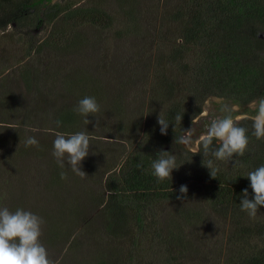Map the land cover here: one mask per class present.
<instances>
[{
	"label": "trees",
	"instance_id": "1",
	"mask_svg": "<svg viewBox=\"0 0 264 264\" xmlns=\"http://www.w3.org/2000/svg\"><path fill=\"white\" fill-rule=\"evenodd\" d=\"M141 1L0 0V32L30 36L14 62L0 52V207L43 219L53 264H264V207L250 217L239 204L244 189L253 196L247 173L264 165L253 120L236 122L249 144L228 163L211 156L216 140L209 155L200 141L195 152L177 142L209 98L264 97V0H165L161 14L155 0L157 25ZM108 2L123 18L114 37L133 53L104 54L94 34L115 24ZM86 96L99 105L87 117L74 110ZM81 131L90 137L83 177L52 155L58 133ZM32 136L38 144L25 146ZM161 151L179 167L158 181Z\"/></svg>",
	"mask_w": 264,
	"mask_h": 264
},
{
	"label": "clouds",
	"instance_id": "2",
	"mask_svg": "<svg viewBox=\"0 0 264 264\" xmlns=\"http://www.w3.org/2000/svg\"><path fill=\"white\" fill-rule=\"evenodd\" d=\"M74 110L87 117L97 113L99 105L94 97L86 96L78 101ZM255 111L256 115L251 117L253 135L259 140L264 138V100L258 103ZM177 119L181 121L182 117L177 116ZM157 122L160 125L161 134H166L168 123L160 116ZM86 123H89L87 119ZM56 124L59 127L60 121H56ZM190 136V130H186V134L177 138V142L188 145L191 143ZM199 140L204 155H209L213 140L218 141V147L210 154L216 160L227 163L234 155L243 156L249 144L247 129L238 126L230 113L213 118ZM37 144L38 141L34 136L28 137L25 141V146ZM89 147L90 137L86 132L67 135L58 133L53 141L52 155L60 167H64L66 162L74 172L83 177L86 174L80 170V163L89 154ZM158 154H160L159 158L151 165L153 175L158 181L171 179L172 170L179 167L176 165L175 155L166 151ZM204 166L210 170L211 177L215 178L218 169L213 167V160L209 159ZM246 177L250 181L253 196L249 199L248 190L244 189L239 204L241 211L247 212L250 217H255L258 208L264 207V165L248 172ZM65 178V175L61 173V179ZM179 192L186 195L187 187L182 185ZM180 198L181 196L177 197V199ZM43 223V219L31 211L21 208L10 211L7 207H0V264H53L47 249L40 242Z\"/></svg>",
	"mask_w": 264,
	"mask_h": 264
},
{
	"label": "rangeland",
	"instance_id": "3",
	"mask_svg": "<svg viewBox=\"0 0 264 264\" xmlns=\"http://www.w3.org/2000/svg\"><path fill=\"white\" fill-rule=\"evenodd\" d=\"M55 2H59V3H64L65 0H54ZM104 1V0H103ZM155 2V0H143L141 1V4L144 8V13L146 15V17L148 18V20H152L153 24L157 22L155 21V13L157 14V12L155 11V9L152 11H148L150 10L149 8L152 6L151 4H153ZM165 0H161L159 2V7L158 8V14H161L164 11L163 8V4H164ZM104 5V9L114 17L115 19V24L113 26V28L111 30H107V31H98L96 33H94L95 35H98L100 37L105 38L104 39V45L102 47L104 54L108 53L109 56H111L112 54L116 53L117 51H120V48H125L127 49V51H130V53H133V51L137 50L138 48H134L132 46V43L127 41L124 42L126 43V46L124 43H119L120 41L116 40V38L114 37V32L116 30H118L119 28L122 27L123 25V18L122 16H120V14L117 12V8L115 7V5L111 2H108L107 4H103ZM45 12V8H41L39 10V15L41 16L43 13ZM49 26L45 27L43 31H41L39 34L34 35L35 39L38 38H42L44 36L47 35L48 30H49ZM152 29V28H151ZM28 29V33H29ZM152 31V30H151ZM31 33V32H30ZM88 36L93 35L91 34V32H87ZM4 34V35H2ZM29 35L22 33V34H17V32L12 31L11 29H8L5 32H0V52L1 54L5 55L6 59H8V61L10 62H14L15 59H17L18 57H21L24 47L27 44V40L29 39ZM121 44V45H120ZM124 44V45H123ZM85 62L90 63L91 61H95V59L93 58V56H89L87 53V56L84 58ZM93 59V60H92ZM219 102V99L216 97H211L209 98L205 104H204V109L201 113V115L197 118L194 119L190 130L191 136H190V140L191 143L188 145H185V148L191 152H195L197 150L196 144H198V138L203 134V132L206 129V126L211 122V120L213 118H216L211 116L215 111V104ZM186 134V133H185ZM184 134V135H185ZM183 135V136H184ZM104 140H110L105 138ZM112 141V140H110ZM213 228L216 230L219 229L220 231H222L223 229L225 230V224L223 222H214L213 224Z\"/></svg>",
	"mask_w": 264,
	"mask_h": 264
},
{
	"label": "flooded vegetation",
	"instance_id": "4",
	"mask_svg": "<svg viewBox=\"0 0 264 264\" xmlns=\"http://www.w3.org/2000/svg\"><path fill=\"white\" fill-rule=\"evenodd\" d=\"M218 99H219V102L215 104V109H214L215 112L211 116L220 117V116L230 113L232 117L234 118V120L237 122L243 118L251 119V117L255 116L256 106L258 105L260 101L264 100V97L261 99L254 100L245 106H239L235 103H232L231 101H224L220 98Z\"/></svg>",
	"mask_w": 264,
	"mask_h": 264
},
{
	"label": "water",
	"instance_id": "5",
	"mask_svg": "<svg viewBox=\"0 0 264 264\" xmlns=\"http://www.w3.org/2000/svg\"><path fill=\"white\" fill-rule=\"evenodd\" d=\"M199 138H200V137H199ZM199 138L197 139V140H198V142L200 141V140H199ZM197 146H198V144H196V147H197Z\"/></svg>",
	"mask_w": 264,
	"mask_h": 264
}]
</instances>
